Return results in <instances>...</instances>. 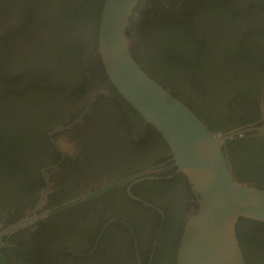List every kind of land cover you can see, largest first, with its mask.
Returning a JSON list of instances; mask_svg holds the SVG:
<instances>
[{
    "label": "flooded vegetation",
    "instance_id": "obj_1",
    "mask_svg": "<svg viewBox=\"0 0 264 264\" xmlns=\"http://www.w3.org/2000/svg\"><path fill=\"white\" fill-rule=\"evenodd\" d=\"M104 1L96 3L102 2L99 17ZM250 1L258 7L248 6ZM11 2L0 0V12ZM239 2L251 10L242 20L228 22L225 18L229 13L212 12L223 20L216 28L208 27V62L202 70L193 75L170 69L178 92L165 86L161 75L151 72L160 69L154 59L157 52L150 53L155 38L151 28L159 23L151 22L152 31L146 25L141 30L133 27L130 32L134 51L138 50L142 64L151 70L148 74L190 105L209 129L226 127L232 115L242 122L234 127L229 121L230 129L224 133L251 129L229 139L245 142L239 147L235 144V154L244 147L264 150V0ZM22 11L10 6L0 16V54L4 51V60L7 57L8 71L18 67L22 57L15 59L13 40L19 49H24L20 44L26 42L42 47L41 41L47 36L46 29L31 26L28 36L21 33L6 39L23 25ZM36 20L42 23L41 16ZM97 41L90 59L86 53L80 63L65 62L71 67L73 83L70 93L63 90L70 99L56 96L57 106L46 120L53 128H47L42 140L47 139L51 146L28 150L29 163H25L26 158L22 161V171L28 173L25 176L0 173V264L176 263L179 241L186 221L197 211L198 196L186 176L177 170L161 135L125 101L103 66L99 67L102 63ZM24 51L36 49L28 46ZM230 54L236 61L232 66ZM84 67L86 80L73 81L74 70ZM82 87L87 90L83 92ZM196 110L208 116H200ZM204 117L210 119L209 123ZM64 125L70 127L53 133ZM238 172L241 176L234 178L231 171L235 181L262 185L252 174L240 169ZM31 193L36 194L35 202L30 201ZM33 210L36 215L46 214L2 234L31 217ZM238 234L246 264H264V226L242 225Z\"/></svg>",
    "mask_w": 264,
    "mask_h": 264
},
{
    "label": "trees",
    "instance_id": "obj_2",
    "mask_svg": "<svg viewBox=\"0 0 264 264\" xmlns=\"http://www.w3.org/2000/svg\"><path fill=\"white\" fill-rule=\"evenodd\" d=\"M98 1L16 0L13 2L12 0L13 3L11 2L9 6H3L4 12H0V16L10 6L17 11L23 10L24 14L23 25L9 33L6 39H14V36L18 37L21 33L25 37L28 36L31 26L46 29L47 36L42 47H39L40 45L35 47L33 43L26 42L21 44L24 49L14 48L16 52H25V54L21 55L19 66L11 71L7 70L8 61L7 57L4 60V51L0 54V111H2L0 112V173L7 175L18 173L25 176L28 173L22 171V167L25 168L22 161L26 158L25 163H29L26 154L28 150L35 146H51L47 139L45 142L42 140L46 137L44 133L47 128L51 127V122L46 120L57 106L56 96L64 100L70 99L65 93L71 92L73 83L72 74L69 72L71 67L65 62L73 60L80 63L86 53L90 59L93 51L96 50L99 11L103 0L96 5ZM248 3V6H253L251 1ZM247 5L240 3L239 0H138L130 17L131 28L127 30V36L131 38L130 32L133 27L141 30L147 25L150 29L151 22H158V27L151 28L153 30L151 36L153 34L155 38H152L153 50L150 53L153 54L154 51L158 53L154 59L158 62L160 69L149 70L145 64H142V57L138 50L134 51L133 47H131L132 54L146 72L149 70L156 76L161 75V81L165 83V86L178 92V86L173 83L174 79H171L173 75L170 69L177 73L181 70L195 75L208 62L205 56V51H208L210 45L207 36L210 31L208 27L216 28L217 23L223 20L213 16L212 12L229 13L225 18L228 22L242 20L248 17L251 11L248 10ZM39 16L42 17V23L36 20L37 18L39 20ZM235 38L238 43L241 42L240 38ZM28 46L35 48L36 51H24ZM19 57L20 55L16 56V58ZM228 57L231 66L236 64L232 54ZM247 59L246 57L241 60ZM99 67L102 68V65ZM86 77L85 67L84 70L79 69L73 72V81L81 78L84 82ZM82 88L83 92L87 90ZM76 96L79 97V95ZM197 112L200 116H208L203 110ZM234 117L232 115L230 119H227L226 127L218 125L210 129L224 133L230 129L229 121H232L231 125L234 127L242 122L235 121ZM205 119L209 123L210 119ZM151 129L155 131L152 126ZM33 130L40 132L41 135H33L35 134ZM237 139L233 138L223 146L234 178L241 176L238 169L243 170L260 180L262 185L258 188L264 189V150L252 151L244 147L235 154L233 150L236 149L235 144L239 143V147L241 143H245ZM231 146L233 148H230ZM29 197L31 202L36 201V194L31 193ZM247 224L252 227L258 224L264 226V222L241 218L236 227L240 246L242 243L238 231L242 225Z\"/></svg>",
    "mask_w": 264,
    "mask_h": 264
},
{
    "label": "water",
    "instance_id": "obj_3",
    "mask_svg": "<svg viewBox=\"0 0 264 264\" xmlns=\"http://www.w3.org/2000/svg\"><path fill=\"white\" fill-rule=\"evenodd\" d=\"M137 2L104 1L97 53L110 83L161 135L177 170L186 176L198 196L197 211L186 221L175 264H246L236 227L241 218L264 222V189L233 179L223 146L251 129L224 134L212 131L187 104L142 68L127 36ZM68 127L61 126L53 133ZM45 214L36 215L33 210L31 217L11 225L2 234Z\"/></svg>",
    "mask_w": 264,
    "mask_h": 264
},
{
    "label": "rangeland",
    "instance_id": "obj_4",
    "mask_svg": "<svg viewBox=\"0 0 264 264\" xmlns=\"http://www.w3.org/2000/svg\"><path fill=\"white\" fill-rule=\"evenodd\" d=\"M42 42V44H45V40H43V41H41ZM21 45V44H20ZM19 45L16 43V41H12V43H11V48H12V51H14V48H16V47H18ZM23 54H25V52H16L15 51V59H16V56L17 55H23Z\"/></svg>",
    "mask_w": 264,
    "mask_h": 264
}]
</instances>
